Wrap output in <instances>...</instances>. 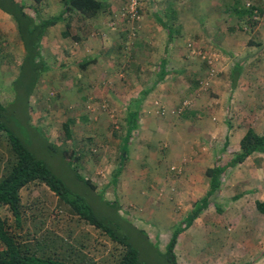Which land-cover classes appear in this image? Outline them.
Masks as SVG:
<instances>
[{
	"label": "rangeland",
	"instance_id": "374dc122",
	"mask_svg": "<svg viewBox=\"0 0 264 264\" xmlns=\"http://www.w3.org/2000/svg\"><path fill=\"white\" fill-rule=\"evenodd\" d=\"M107 1L110 9L97 21L72 13L64 24L48 30L39 55L43 68L50 70L41 74L29 98L23 93L26 79L19 78L26 50L16 21L0 10V102L11 132L65 184L68 196L125 237L144 264H246L248 253L256 256L264 247V216L256 209V201L264 197V154L228 172L210 207L181 234L176 261L167 256V245L194 203L205 196L206 169L225 149V158L236 152L249 128L264 133V36L257 44L253 32L258 25L235 22L234 15L225 14L219 22L224 32L239 31L240 43L248 41L247 55L226 53L222 34L215 35L214 27L191 12L199 9L200 0H139V20L123 16L130 0ZM188 3L189 23L174 39L168 57L167 70L177 75L156 83L155 67L164 57L167 32L153 12L166 18L167 4L180 11ZM25 5L37 19L62 11L61 0L42 2L39 15L33 2L26 0ZM66 23L72 38L61 34ZM201 27L204 42L193 35ZM189 44L216 56L215 77L201 56L191 54ZM92 59L96 63L86 70L79 67ZM237 64L243 68L239 74ZM233 67L237 84L231 106L228 98L218 100L210 80L231 81ZM138 102L139 128L132 133L126 160H121L129 109ZM68 121H73V140L62 142ZM226 124L234 127V144L227 148L228 135L216 132ZM6 138L0 133V178L12 158ZM65 150L79 159H65ZM21 196V225L8 208L1 210L21 242L77 264H113L122 255L121 244L82 220L45 184H30Z\"/></svg>",
	"mask_w": 264,
	"mask_h": 264
},
{
	"label": "trees",
	"instance_id": "16d2710c",
	"mask_svg": "<svg viewBox=\"0 0 264 264\" xmlns=\"http://www.w3.org/2000/svg\"><path fill=\"white\" fill-rule=\"evenodd\" d=\"M25 1L26 0H0V10L16 21L20 37L26 50V56L21 66L22 70L19 73V78L20 80L26 79V89L23 93L29 98L35 87V82L39 79L41 74L50 70L49 68H43L44 66L40 63L39 55L40 44H42L43 38L46 37L48 30L57 24H64L67 15H71L72 13L81 14L87 21H92L94 19L97 21L102 14H105L110 9V4L107 0H61L62 11L60 14L47 19L38 16L39 18L37 19L26 11L27 6L25 5ZM30 1L33 2L35 15H39V7L45 0ZM167 5L166 18L162 17L158 10L153 12L155 21L167 32V44L164 57L161 59L160 64L155 67V73L158 78L156 83L164 82L168 77L172 78L177 75V72H169L167 70V65L169 63L168 57L171 44L177 36H181L182 32V27L178 26L180 11L173 4ZM246 5L247 3L244 5L240 3L236 5L235 11L237 13V18L240 22H249L250 26L258 25V20L264 14V10L256 4ZM62 36L64 38H72L71 26L69 23H66V29L62 33ZM73 40L77 42L80 41V38L73 36ZM249 45L253 46L256 44L250 41ZM95 63V59L85 60L79 63V67L82 70H86L90 65ZM239 66H236L238 74L241 70V66ZM25 74L28 75L29 78H26ZM27 81H29L28 86L26 84ZM236 84L237 83L234 84V87ZM144 94L147 96L148 92ZM140 103L141 102H138V107H136L134 103L132 108L129 109L126 120L127 129L123 139V141L125 140V148L121 154V160H126L129 153L128 146L130 145L132 133L139 128L141 118ZM6 118L7 109L0 102V133H6V139L12 152V158L4 171V175L0 178V245L2 246L0 248V264H77L68 257L58 258L57 256H53V254L48 255L41 247L35 248L21 242L18 236L12 232L11 226L8 224L7 220L3 217L2 208H8L12 212L16 223L21 225L23 207L21 191L30 184L36 182L48 186L52 192L77 214V216L90 225L102 230L114 242L124 247L122 255L113 264H144L140 259L139 252L130 245L125 237L117 233L109 223L107 224L99 220L91 208L87 209L86 205L83 203L78 204L76 200L67 195L65 184L48 169L45 163L33 154L19 137L11 132ZM72 125L73 121H68L63 125L64 132L61 134V141L73 140ZM229 144L230 139L228 135L225 148H227ZM225 151L226 149L222 151V156L220 155L215 160L214 165L206 169L205 177L208 181V189L205 196L194 203L192 210L186 214L167 245V256L172 261H176L175 248L181 234L192 228L201 214L210 207L211 200L217 193H220L222 181L228 172L243 164L249 157L255 154H264V133L259 134L255 129L249 128L241 139L239 149L236 152L225 158ZM62 154L65 159L71 160L75 157V160L79 159V156L73 153V151L65 150ZM85 181L92 190H96L89 179ZM242 196L243 195L240 194L233 199L238 200ZM256 209L259 214L264 216V197L256 201Z\"/></svg>",
	"mask_w": 264,
	"mask_h": 264
},
{
	"label": "crops",
	"instance_id": "0c3cea01",
	"mask_svg": "<svg viewBox=\"0 0 264 264\" xmlns=\"http://www.w3.org/2000/svg\"><path fill=\"white\" fill-rule=\"evenodd\" d=\"M219 1L220 2H217L215 0H200L199 9H197L196 11H191V12L196 14V17L198 18L199 21H205V22L207 21L208 22V26L210 27V29L213 30V27H214L215 29L213 31H214L215 35H217L219 37V35L222 34V36H223L222 39L223 40L221 42H222V44L224 46H221V49H222L223 52H226V53L227 52H233V53L237 52V53H240V54L247 55L248 52L245 49H246L248 41L244 42V43H240L241 36H240V33H238L239 31H235V33L234 32L225 33L224 32L225 29L221 28V26L219 25V22L222 21V17L225 14H229L230 15L229 17L234 15L233 16L234 17V21L235 22L239 21V19L236 16L237 13L235 11V7L239 3L242 4V5L247 3L246 6L251 5V4L252 5L256 4V5L260 6L264 10V0H224V1L219 0ZM188 5H189V3L187 5H184V6L180 7L179 20H181L182 28H184V30H185V22L188 21L187 18H189L188 17L189 15L187 16V14H186L187 12L189 13V9H190V8L187 7ZM183 7H185V8H183ZM226 7H227V9H226ZM191 18H194L193 14L191 15ZM261 21H262V23L260 22L258 24L257 28L253 32L254 33V37L256 36L254 41H256L257 44H259L260 41L263 40V36H264V14L261 17ZM188 23H189V21H188ZM158 26H160V25L158 24ZM54 27H56V26H54ZM236 27H237V24H236ZM51 28H53V27H51ZM64 31H65V29L61 31V34ZM182 31H183V29H182ZM217 31H220V32H217ZM202 33H205V31L201 27L193 35L195 37H197V38H201L202 42H204L205 41V34H202ZM188 35L191 36L192 34L188 33ZM47 41H49V38H47ZM224 42H225V44H224ZM237 65L239 66L240 64H237ZM249 65H251V64H249ZM212 68H215V66L211 67V66L207 65L206 69H208V70L210 69L211 70ZM240 68L243 69L242 67H240ZM228 69H229V67L224 66L223 70L224 71H229ZM227 73L228 72H226V74ZM229 74L231 76L230 77L231 81L227 80L226 82L225 81L223 82L221 79H211L210 82L212 83V86L214 87L213 88L214 91L217 92L218 94H220V96L218 97V100L221 97L224 98V99L228 98L229 100H231L230 102H231V106H232V105H234V67H233L232 71L229 72ZM168 78H170V77H168ZM206 81L209 82V80H206ZM141 95H142V93H141ZM216 116H218V118H220L221 120H222V118L225 119L224 115H216ZM223 131H225V134L229 135L230 142L232 144H234V127H232V124H226V128H222L221 130H217L216 132L222 134ZM259 200H261V199H259ZM251 247H252V245H251ZM250 253L251 254L248 253V255L246 256L247 257V259L245 260V261H247L246 264H264V247L261 249V252L258 255H256V256L252 252H250ZM250 257H251L252 260L248 261V259Z\"/></svg>",
	"mask_w": 264,
	"mask_h": 264
},
{
	"label": "built area",
	"instance_id": "2783aa9c",
	"mask_svg": "<svg viewBox=\"0 0 264 264\" xmlns=\"http://www.w3.org/2000/svg\"><path fill=\"white\" fill-rule=\"evenodd\" d=\"M138 7H139V0H130L127 8L123 10V16L125 17L129 16L130 18L134 20H139L140 16H139ZM188 46L190 48L191 54L201 56L204 59L203 60L204 63L207 62L211 67L216 66L218 62V60L216 59V56L212 57L210 55H207V51L205 50L203 51V50H200V48L193 47V44H189ZM198 49H199V52L196 53ZM215 72H216L215 68H212L210 70V76L211 77L214 76ZM205 85L208 86L209 82H206Z\"/></svg>",
	"mask_w": 264,
	"mask_h": 264
}]
</instances>
